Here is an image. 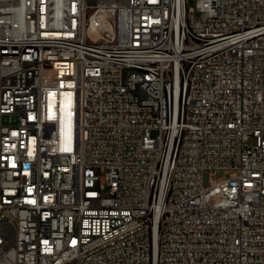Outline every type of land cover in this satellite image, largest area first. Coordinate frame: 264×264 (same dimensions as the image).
Masks as SVG:
<instances>
[{
  "label": "built area",
  "instance_id": "built-area-1",
  "mask_svg": "<svg viewBox=\"0 0 264 264\" xmlns=\"http://www.w3.org/2000/svg\"><path fill=\"white\" fill-rule=\"evenodd\" d=\"M188 2L0 0V264H264V0Z\"/></svg>",
  "mask_w": 264,
  "mask_h": 264
},
{
  "label": "rangeland",
  "instance_id": "rangeland-1",
  "mask_svg": "<svg viewBox=\"0 0 264 264\" xmlns=\"http://www.w3.org/2000/svg\"><path fill=\"white\" fill-rule=\"evenodd\" d=\"M196 2L197 0H189L188 2V5L189 7H195L196 6ZM233 171L231 170H219L217 171L215 174H214V178L215 179H222V178H228L231 176V173ZM203 182H204V185L205 186H209V174H205L204 177H203ZM105 195L108 194V189H106L104 192H103Z\"/></svg>",
  "mask_w": 264,
  "mask_h": 264
}]
</instances>
